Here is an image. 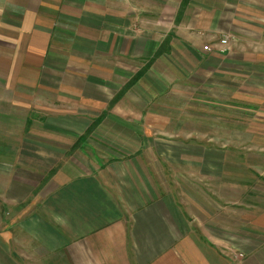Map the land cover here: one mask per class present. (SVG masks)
<instances>
[{
	"label": "crops",
	"instance_id": "1",
	"mask_svg": "<svg viewBox=\"0 0 264 264\" xmlns=\"http://www.w3.org/2000/svg\"><path fill=\"white\" fill-rule=\"evenodd\" d=\"M80 2L94 1L0 0V165H6L5 174L0 168V179L6 178L0 206L14 212L21 199L20 225L5 230L6 244H22L14 247L10 262L21 248L22 260L42 264H264L263 206L247 207L244 232L231 225L236 237L227 240L206 229L204 171L215 168L217 157L199 150L196 163L202 171H195L189 152L177 155L170 141L145 139L144 147L154 150L149 159L125 141L120 143L131 152L102 142L98 149L83 134L89 126L119 130L104 123L110 115L105 117L103 110L112 102L113 116L130 115L126 99H143L153 108L133 107L136 120L145 118L135 131L182 130L179 124L184 125L189 108L178 107L167 86L188 82L200 68L215 67L204 58L202 46L207 30H221V8L212 14L187 11L177 22V6L167 7L165 12H174L167 17L142 10L128 15L125 7L97 5L107 23L101 22L94 34L95 25L77 28L81 14L64 12L66 3ZM86 32L98 40L96 47L82 36ZM95 52L102 57L95 59ZM143 67L147 71L136 79ZM131 80L139 97L120 93ZM33 112L39 116L29 124ZM96 112L105 119L93 127ZM50 117L63 120L51 122ZM79 126L83 129L76 133ZM175 171L182 176L175 178ZM40 180L41 190L33 193ZM229 184L237 191V179ZM233 202H238L236 195ZM231 211L239 209L231 205ZM15 228L21 229L20 241Z\"/></svg>",
	"mask_w": 264,
	"mask_h": 264
},
{
	"label": "rangeland",
	"instance_id": "2",
	"mask_svg": "<svg viewBox=\"0 0 264 264\" xmlns=\"http://www.w3.org/2000/svg\"><path fill=\"white\" fill-rule=\"evenodd\" d=\"M93 1L90 5L83 2L78 5L66 3L63 8L64 12L70 16L82 15L76 23L79 30H85L95 25L94 34H96L97 27L101 22L107 23V15L101 9L98 11L97 5L100 7H103V4L111 5L116 9L125 7L128 15L132 14L133 11L142 10L152 15L162 13L167 17L174 13L172 11L165 12L167 7L177 6L176 14L174 13L177 22L181 20L187 11L195 13L199 10H205L204 12L212 14L213 9L221 8L222 28L216 32L207 30L204 35L205 42L202 46L204 58L210 59V63H215V67L206 68L205 70L200 68L198 73L194 72L193 77L189 78L188 82H175L167 86L168 92L174 93V103L178 107L189 108V115L183 117L185 118L184 125L179 124V128L184 130L179 129L174 132L162 133L135 131V127H138L135 124H138V122L144 123L145 118L142 116L141 121L136 120L133 115V107L136 109V106L141 107L144 111L147 109L153 110L143 99L138 98L141 102L137 100H131L130 102L129 99H126L124 106L130 115L113 116L111 112L112 102L105 111L103 110L105 117L110 115L104 123H110L109 125L112 128L117 127L119 130H92L89 126L83 134L86 137L90 136L89 139L93 140L92 146H96L98 149L100 147L99 143L102 142L103 146L104 143L110 146L124 145V149L131 152L128 149V146L131 145V148L140 147L141 155L149 159L153 158L151 155H153L152 152L154 150L153 148L144 147L145 139L151 140L154 137L163 139L162 141H170L174 144L172 150L177 155L181 151H185L184 154L189 152V158L191 159L190 168L195 171H202L200 166L198 169L196 163L199 150L200 155L204 152L207 157H217L215 168L212 166L209 171H204L206 178L204 181L205 192L203 193V199L205 200L206 209L209 211L204 213V220L207 221L206 229L211 235L216 234L227 238V240L230 237H236L235 229H231V225L241 227L238 230L244 232L247 207L249 209L252 204L264 207V0H196V2L181 0L178 5L173 4L172 0H166L165 3H162L163 0H138L137 3L135 0ZM85 11L88 12V16L85 15ZM71 22H74V20L72 19ZM73 27L75 26H71L70 29L72 37L74 35L71 33ZM170 34L166 35V37H169ZM82 36H86L89 41H92L89 38L91 34L86 32L82 33ZM223 37H227L226 43L220 41ZM97 41L96 38L92 41L95 47L99 44ZM58 42L59 38L56 37L54 44H58ZM86 48L84 45V49ZM90 53V51L87 52L88 55ZM82 55H86V53ZM62 56L66 59L69 58L66 53H63ZM95 56L101 58L102 54L95 52ZM140 71L134 74L136 79L145 74L147 68L144 69L143 67ZM201 72L205 74H201ZM190 80L191 83L189 84ZM131 86L132 80L125 85V88L120 89V93L127 92V96L139 97L136 94L137 92L131 89ZM187 102L188 105L186 104ZM96 115L93 117V123L94 120L100 119V116H102V121L105 119L104 114H101V112ZM34 116L38 117L39 114L33 112L27 123L31 124ZM62 118L68 119L66 116ZM62 118L50 117L49 120L51 122H60L63 120ZM78 118L84 119L83 117ZM42 120L43 117H40L39 121ZM101 122L98 124H101ZM146 122H149V120H146ZM142 128L144 127L142 126ZM82 129L83 127L79 126L76 133L81 132ZM120 141L127 142L128 146L121 144ZM137 151H135L134 155L138 154ZM91 152L95 154L93 151ZM82 155L83 151L78 149V156ZM146 157L143 158L144 162L149 164ZM174 162L176 163V160ZM178 162L181 163V161ZM207 164L211 165L210 161L207 160ZM16 166L18 165L15 164V168ZM174 167H180V165L175 164ZM208 167L210 166L207 165ZM0 168L3 169L5 174L6 165L2 164ZM214 172L217 173L216 176L208 175ZM219 173H221V176H218ZM229 173L231 176H229ZM51 174L52 171L46 174V178H50ZM178 176H182V173L175 171V178ZM234 179H237L238 182L237 191L233 190V184L231 186L229 184ZM5 182L6 178L2 177L0 179L2 200L5 199ZM180 182L183 181L181 180ZM2 184L3 186H1ZM194 184L197 185V182L195 181ZM42 186L43 180H40L39 185L31 191L37 193ZM220 186L222 187L221 189H219ZM3 191L4 193H2ZM235 195L238 198V202L237 204H232L234 203ZM20 200L15 204L17 207L14 212L6 211L5 204L0 206V264H14V262L15 264H42L39 261L22 260L21 248L17 252V258L13 259L14 262H10L11 252L14 247L22 246V244L16 241L14 244H6L4 242L6 241L5 230L11 229L12 225H20L16 220L21 215ZM231 205L232 207L237 206L239 211H231ZM248 216L250 215L248 214ZM9 218L10 220L13 218L15 220L14 223L12 220V222L5 224V222L9 221ZM21 234V229L15 228V239L20 241Z\"/></svg>",
	"mask_w": 264,
	"mask_h": 264
},
{
	"label": "trees",
	"instance_id": "3",
	"mask_svg": "<svg viewBox=\"0 0 264 264\" xmlns=\"http://www.w3.org/2000/svg\"><path fill=\"white\" fill-rule=\"evenodd\" d=\"M100 117H101L100 119H96V120H94V123L92 124L93 127L96 126L99 122L102 121V116H100Z\"/></svg>",
	"mask_w": 264,
	"mask_h": 264
},
{
	"label": "built area",
	"instance_id": "4",
	"mask_svg": "<svg viewBox=\"0 0 264 264\" xmlns=\"http://www.w3.org/2000/svg\"><path fill=\"white\" fill-rule=\"evenodd\" d=\"M222 43H226L227 42V37H223V38H221V40H220Z\"/></svg>",
	"mask_w": 264,
	"mask_h": 264
}]
</instances>
